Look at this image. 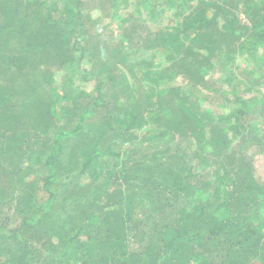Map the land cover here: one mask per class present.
I'll return each mask as SVG.
<instances>
[{"label": "trees", "instance_id": "obj_1", "mask_svg": "<svg viewBox=\"0 0 264 264\" xmlns=\"http://www.w3.org/2000/svg\"><path fill=\"white\" fill-rule=\"evenodd\" d=\"M136 1L134 13L142 21L148 22L158 21V12L161 15L166 13V3L178 1V5L174 6L178 9L179 6L188 7L192 3L196 5H193L187 17L177 18L182 15L176 13V16L170 18V31L155 30L154 37L149 39L145 47L122 51L118 56L115 54L114 58L125 64L130 74L138 71L133 79L137 89L134 93L129 92L127 86L126 93L123 92L116 101L113 114L106 111L110 123H105L104 129L87 146L69 150L70 143L88 131L89 121L97 114L100 106H106L101 85L105 82L99 78L96 69L94 76L100 92L69 127L65 124L55 127L53 124L57 113L53 108L56 104L63 108L62 104L72 99L70 93L56 94L58 87L50 83L53 77L45 75L46 78L49 76L46 81L48 97L51 96L44 98L36 94L34 100L38 105L31 109L24 108L27 107L25 102L23 107L21 98L29 95L33 86L2 88L1 124L6 125V119L12 120L14 124L20 122L23 116L18 115V112L34 116L37 110H41L44 115H38L39 124L33 126L35 131L24 132L22 139L26 145L48 147L50 152L45 161L47 172L43 177H38L44 197L28 204L27 201H35L37 196L24 191L22 197H17L15 212L22 216L17 227L10 229L6 223H0V240L5 238V232L8 231L9 238L19 242L18 252L12 253L9 259L0 264H25L31 249L36 253L35 257H38L36 264L264 263V176H256L259 173L254 159L240 152L228 154L222 162L223 170L218 167L212 179L203 181L202 174H194L195 167L191 168L190 161L180 157L185 142H190V146L196 143L198 150L209 145L219 149L227 148L239 138L245 141L248 149L256 145L259 148L257 153L263 156V141H256L248 135L251 130L256 132L258 128L257 118L250 116L251 108L246 98L238 95L236 87L229 85L233 77L228 76L222 79L223 87L213 89L226 103L233 101L237 105L228 116L197 112L191 105L194 95L191 87L188 93L192 99L182 96L178 98L181 104L177 111L182 114L177 116L173 114L174 107L170 106L169 98L165 100L170 91L167 88L171 85L160 87L168 82H177L179 76H184L185 84L195 78L207 81L210 70L214 69L217 62L227 61L230 65L236 60L239 51L246 52V61L251 64L246 72L263 81L264 0H167L166 3L159 1L163 7L156 9L153 6L157 5L156 2ZM128 2L130 0H126V4ZM49 4L47 0H0V16L3 13L8 19L5 24L0 23V32L6 34L4 42L13 35L17 37L19 45L26 48L34 60L27 59L26 62L31 71L34 65L41 66L49 60V56L46 60L33 56L40 50H48L55 56H65L70 61H82L88 53L92 38L109 30L104 26L95 35L89 34L80 40L76 36L78 33L75 27L82 26V22L78 21L74 7L70 4L67 6L65 2L63 10L55 11ZM58 5L54 6L58 9ZM1 8H5V11ZM23 8L28 16L25 23L12 17L13 13L20 14ZM53 13L58 15L54 16ZM240 13L247 14L248 25L244 24ZM211 23L219 24L214 28L208 26ZM63 24L67 25L64 30ZM99 25L100 21L99 24L94 21L91 27L98 30ZM241 25L245 31L239 33ZM219 27L223 28L216 30ZM205 28L210 31L205 36L208 49L200 34ZM30 32L31 35L28 34ZM52 36L64 42V45L58 44L55 49ZM182 36H185L186 42L181 40ZM199 48H204V51H198ZM148 49L147 56L139 59L135 57ZM212 52L213 56L210 54ZM159 53L165 57L166 65L161 73L155 71ZM133 57L137 60L134 61ZM23 61L17 66L24 73V58ZM12 65L9 63L5 69L0 67L4 79H9L5 71ZM79 69L81 65L73 76ZM82 71L84 74L87 72L84 68ZM23 73L19 79L23 78ZM30 76L27 75L25 79ZM114 80L117 82V78ZM242 91L245 93V90ZM127 94L129 98L125 105L121 99ZM217 124L229 128V133L224 130L216 132L219 133V142L208 135V129L211 126L217 127ZM146 125H156L163 129L155 127L139 135ZM109 132L112 139L104 137ZM96 137L104 138L105 143H95L98 140ZM127 142L131 143L128 148L131 155L123 159L120 150ZM137 142L140 147L134 148L133 144ZM161 143H164L163 147ZM119 144L121 147L117 148ZM69 157L72 159L66 162ZM112 159L117 164L107 168L105 161ZM118 162L123 165L119 167ZM204 164L199 162L198 167L202 168ZM83 178L90 179L88 185H82ZM200 191L206 192L207 197L216 201L214 210L210 211V207L204 203L193 205L194 208L189 210V206L182 203L183 198L188 200L191 197L190 194L204 195ZM59 211H69L64 217L67 227H49L48 217ZM149 223L152 226L151 238L143 247L140 245L137 250L131 251V236ZM60 243L64 244V249L59 255L46 249L49 244ZM31 259H34L32 255Z\"/></svg>", "mask_w": 264, "mask_h": 264}, {"label": "rangeland", "instance_id": "obj_2", "mask_svg": "<svg viewBox=\"0 0 264 264\" xmlns=\"http://www.w3.org/2000/svg\"><path fill=\"white\" fill-rule=\"evenodd\" d=\"M151 1L157 3L156 6L152 3L155 9L163 7L161 3L159 4V1H165V3L168 2L167 0ZM47 2L50 3L49 5L52 6V9L55 11L60 9L63 10L65 2H67V6L70 4L72 7H74L75 13L78 15V21L82 22V26L79 28H77V26L75 27V32L78 33L76 36L78 38L80 37V40L87 37L89 34L95 35L97 31L103 30L104 26L108 27L109 30L104 28L106 30L105 34L92 38L88 53L80 62H78V60L72 61V59L70 61L65 56H55L53 52H48V50H40L36 55L33 56L38 58L43 57L45 60L47 56H49V60L46 64L41 66H38L37 64L34 65L33 71H31L32 69L26 64L27 59H30L34 62L32 57H30V53H27L28 50L22 45H19L15 35H13L12 38H9L7 42H4L6 34L2 33L1 31L0 67L5 69V66L9 65V63H12L13 65L5 71V73L8 74L9 79H4L2 73H0V107L2 104V88L9 87L12 89L14 85H18L19 88L33 86L31 88L32 90L29 91L30 94H26L25 98H21V100L23 101V107L24 102L27 105V107L24 108L31 109L32 107H36L38 105L36 100H34V96L36 94L37 96H42L44 98L48 97V81L46 80H49L50 76L53 77V79H50L52 81L50 83H54V85L58 87L56 94L63 95V93H70V97H72L71 101L67 102L66 104H62L63 108H61V106L59 107V104H56L55 108H53V111H57L53 119V124L55 127L59 126L60 124H65L67 127H69L76 120L78 114L81 113L84 108L89 107L93 101H95L97 95L100 92L99 89H97L98 83L96 82L94 76V74H96V69L99 78L103 79V82H105L101 85L104 88V94L106 97L104 102L106 103V106H108L106 107L101 105L97 111V114L89 121L88 131L70 143L69 150L73 151L77 148L87 146L90 142H92L96 135H99V131L104 129L105 123H110V116L106 115V111L109 110L110 114H113L112 111L115 110V106H117L115 103L118 99H120L123 92L126 93L127 86L129 88V92L132 91L134 93L137 89L136 84H133V79H135V74L138 71L136 70L135 73L132 72L130 74L126 69V65L120 60L114 58L115 54L118 56V53H121L122 51L126 52L130 49H139L141 47H145V44L148 43L149 39L154 37L155 30L158 29L170 31L168 30V26L171 25V23H168L169 19L174 17V15L176 16V13L182 15L177 18L185 16L187 17L193 10V5L196 4H188V7L184 6L182 8L179 6L178 9L176 7L174 8L175 5H178V1L166 3L164 4V7H167L166 13L161 15V13L158 12L162 19L159 16L158 21L148 22L144 20L142 21V19L134 13L138 2L136 0H130V2L127 4L126 0H47ZM54 5H58V9L57 6ZM1 10L5 11V8H1ZM25 11L26 9L23 8L20 10V14L15 15L13 13L12 17H16L19 22L25 23L28 20V16H26ZM53 15L57 16L58 13H53ZM240 15L244 21V24L248 25L249 20H247V14L244 15L240 13ZM214 18L218 19L217 17ZM7 20V17L2 13L0 16L1 25L5 24ZM94 21L96 24H99L100 21V25L97 27L98 30H96L94 27H91ZM29 22L32 23L31 19ZM218 24L219 23H211L208 26H214L215 28V25ZM38 25L41 26L39 23ZM66 26V24H63V30L66 29ZM5 27L6 26H3L2 28ZM241 27L242 25L239 27V33L245 31L244 27L242 29ZM222 28L223 27H219L216 28V30L220 31ZM5 30L7 31L8 28H5ZM223 31L224 29L222 32ZM209 33L210 31L207 28L202 30L200 33L201 36L204 37L205 46L207 49L208 45L205 36H207ZM28 34L31 35L32 33L30 32ZM51 39L54 41L53 45L55 49L58 48V44L64 45V42L61 43V41H59V39L54 36H52ZM122 40L124 41L121 42ZM181 40H185L186 42L185 36H182ZM199 50L204 51V48H199L198 51ZM148 51L149 49L145 50V53L140 52L135 57L139 59L140 57L147 56L149 54ZM239 52H237L236 60L230 65L226 63L227 61L217 62L214 69L210 70V75H208L206 78L207 81H198L197 78H195L189 82L186 81L188 84H185L184 76H179L177 82H168L166 84H162L160 87L167 88L165 85H171L167 88L170 91L169 94L165 96V100L169 98L168 102L170 103V106L174 107L172 109L174 115L181 116L182 114L181 112L177 111L180 108L179 104H181V101L178 99L180 96H182V98L186 97L192 99L188 89L191 87V89L194 91V95L192 96L193 103L191 105L197 112H201L205 115L215 114L217 116H228L231 109H235L237 105L233 103V101L229 104L228 102L226 103L223 97L216 94L215 91L213 92V89H218L220 86L223 87L222 79L225 80L228 78V76L233 77L230 80L229 85L236 87L238 90V95H243V97L246 98L247 103L251 108V118H257V131L255 132L254 130H251L248 135H250L252 139H255L256 141L260 140L264 143V80L259 81L257 77H252L249 74L250 72H246L250 68L251 64H248L246 61V59H248L246 52ZM261 52L262 49L260 54ZM207 53H209V51H207ZM210 54L214 55L213 52ZM77 56H80V54H77ZM193 56L196 57L197 55L194 54ZM135 57L132 58L134 61L137 60ZM23 58L26 64L24 73L21 72L17 66V64L19 65L20 63L24 62ZM156 58H158V61L157 65L155 66V71H160L158 73H161L166 67V65H164L165 57L159 53ZM99 59H101V61ZM80 65L81 69H79L73 76L74 71H76ZM82 68L86 69V74L82 73L84 72L82 71ZM22 73L23 78L19 79L18 77H21ZM27 75L31 76L25 79ZM45 75L49 76L46 78ZM114 78H117L118 83L114 80ZM124 79L125 81L121 83V81ZM200 84H203L204 86L202 87ZM241 88L242 90H245V93L240 90ZM33 89L36 90L33 91ZM128 98L129 95H125L121 99V103L126 105ZM195 98H197V101ZM16 101L17 100H14L13 102ZM37 111L38 112L34 113V116H26V112H18V115L23 116L22 120H20V122L17 124H14L12 120L6 119V125L1 124L2 113L0 112V223H6L10 229L16 228L18 223L21 221L22 216L20 217L15 212L17 197L23 196L21 193L25 191L27 194L33 193L35 196H37L35 201H27L28 204H33L34 202H37V199L39 201V199L44 197L38 177H43L47 172L45 168V161L50 150L48 147L44 146L40 147L35 146L34 144L26 145L22 139L24 132L29 133V131H35L33 126L39 124L38 119L40 116L38 115L42 114L43 117L44 113L41 110ZM50 112L51 111L49 110V113ZM155 127L156 129H163L162 127H158L156 125H146L141 129L139 135L142 136L146 132L152 131V129ZM222 130H224L225 133H229L228 126H222L220 124L217 127L211 126V128L208 129L209 138L214 137L215 141L219 142L217 140L219 133L216 132H221ZM1 132L4 133L2 134ZM44 133L46 134L45 130ZM44 133L42 131V134ZM111 136V132L104 135L106 139H112ZM97 137L96 139H98ZM244 142L245 141H241V138H239L227 148L221 147L216 149V147L214 148L209 145L199 150L196 143H193L190 146V142H185L183 144V152L180 153V157L190 161L192 166L191 168L193 169V167H195L194 174H202L201 179L203 181L212 179V175L217 169L220 168L221 171L223 170L222 162L226 155H235L239 152L241 155L244 154L254 159V163H256L258 167L259 173L256 176L259 177L260 174L264 176V155L260 156L257 153L259 148L256 147V145L253 147L251 145V148L248 149L245 147ZM95 143H105L104 138H99L97 141H95ZM137 144L138 142L133 144L135 146L134 148L140 147V145ZM160 145L163 147L164 143H161ZM130 146L131 143L127 142L120 150L122 152L123 159L131 155L129 150ZM119 147H121V144L117 146V148ZM70 159L72 158H67L66 162L70 161ZM199 162H205L202 168L198 167ZM105 164L107 165V168H109L117 163H115V160L112 159L109 161L106 160ZM118 165L121 167L123 164L118 162ZM200 169L201 171H199ZM89 182V178H83L81 183L82 185H88ZM201 192L204 193V195L200 196L197 194H190L191 197H189L188 200L183 198L182 203L188 205L189 210L194 208L193 205L201 203L208 205L210 207V211L214 210L216 207L214 203H216V201L211 197H207L206 192L200 191L199 193ZM69 211H59L52 217H48L47 221L49 222V227L50 225L55 228L67 227V225L64 223V217L65 213H69ZM151 228L152 226L149 223L148 225L140 227L141 230L137 231V234L134 233L131 236L129 240L131 251L137 250L140 245L143 247L147 244L151 238ZM9 236L10 234L8 231H6L5 238L0 240V262L9 259L12 253H17L19 250V242L9 238ZM46 249L59 255L63 252L64 244H49L46 246ZM31 255L32 258H34L33 261L31 259ZM35 255L36 253H33V249H31V253L29 254V258L26 260L25 264H36L38 262V257H35ZM258 263L264 264L262 261H258Z\"/></svg>", "mask_w": 264, "mask_h": 264}]
</instances>
